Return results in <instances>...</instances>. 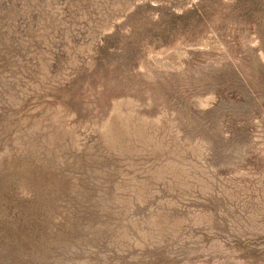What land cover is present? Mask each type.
Returning a JSON list of instances; mask_svg holds the SVG:
<instances>
[{"label": "rangeland", "instance_id": "1", "mask_svg": "<svg viewBox=\"0 0 264 264\" xmlns=\"http://www.w3.org/2000/svg\"><path fill=\"white\" fill-rule=\"evenodd\" d=\"M0 264H264V0H0Z\"/></svg>", "mask_w": 264, "mask_h": 264}]
</instances>
